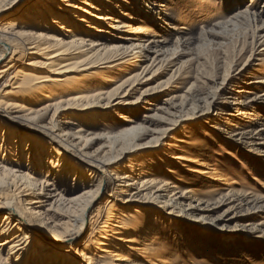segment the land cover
<instances>
[{"label":"bare ground","instance_id":"1","mask_svg":"<svg viewBox=\"0 0 264 264\" xmlns=\"http://www.w3.org/2000/svg\"><path fill=\"white\" fill-rule=\"evenodd\" d=\"M168 7V0H0V133L5 135L0 136V264H154L159 260L152 247L153 227L136 230L126 220L138 205L212 225L227 235L237 231L249 237L260 230L250 223L231 226L245 213L238 205L212 218L210 203L151 175L153 164L147 160L141 164L130 158L140 148L160 145L186 121H203L212 112L218 122L249 115L250 125L238 131L215 123L224 139L264 155L263 119L247 112L264 102V87L252 98H236L228 77L205 108L176 95L161 99L167 94H156L159 88L130 100L144 71L177 61L176 51L184 53L194 43L186 38L187 29L171 20ZM262 7V15L239 9L230 22H257L264 42V1ZM166 27L177 34L175 42L172 35H162ZM116 66L141 71L109 90L95 89L90 71ZM240 88L241 93L255 89ZM120 107H139L142 120L119 113L122 129L100 132L99 113ZM154 122L162 127L152 128ZM4 123L41 135L65 156L47 146L35 148ZM172 154L163 155L167 163L194 162ZM258 208L264 211V204Z\"/></svg>","mask_w":264,"mask_h":264},{"label":"rangeland","instance_id":"2","mask_svg":"<svg viewBox=\"0 0 264 264\" xmlns=\"http://www.w3.org/2000/svg\"><path fill=\"white\" fill-rule=\"evenodd\" d=\"M253 1L239 0V4L235 6L231 0H168L171 20L187 29L186 38L194 40V43L188 46L184 53L176 51L177 61L173 59L168 66L162 63L144 71L140 75L141 85L137 92L131 95L130 100L137 97L141 91L150 92L159 88L160 91L158 89L156 94H167L161 99L176 95L179 100H185L189 105L205 108L210 105V95L219 83L228 77H232L228 86L230 91L236 94V98H252L255 94L262 93L264 84L258 82L264 79V42L263 38L260 39L262 31L258 23L249 18L233 24L231 22L234 20L230 22L237 10L246 7L262 15L264 0ZM162 27L165 28V25ZM169 30L166 27L163 31L162 35L166 39L172 35ZM176 37L177 34L172 35L173 42ZM140 71L132 66L94 68L89 77L95 82V89L108 87L104 90H109L110 86L114 87ZM106 78L112 79L113 83L105 84L102 80ZM242 86L255 89H247L252 93H241ZM219 100L223 102L224 99L219 97ZM124 108L103 111V114L97 111L102 124L99 131L113 133L122 129L119 113L130 116L135 121L142 120V109L138 107L125 111ZM247 112L257 114L264 123V102L259 101ZM248 116H226L224 121L218 122L214 120L212 112L203 121H186L182 127L162 139L161 144L155 148H140L130 156L141 164L146 160L150 165L153 164L152 168L156 172L151 171V175L170 180L180 190L190 191L210 203L213 208L210 213L212 218L238 205L240 210L243 208L242 213H245L233 221L231 226L250 223L260 228L249 233V237L237 231L228 232L231 234L227 235L225 231L220 233L212 225L188 223L163 215L161 210L152 206H135L138 212L126 213V220L129 226L135 227L136 230L147 225L153 227L152 247L154 257L159 260L154 259V264H264V211L258 208L264 204V155L224 139L223 132L219 131L216 125L217 123L223 128L226 124L230 130L238 131L250 125L251 119L247 118ZM226 118L233 121L229 123ZM4 126L17 133L23 140H30L35 148L47 146L60 154L57 148L46 143L41 135L21 131L5 123ZM151 127L160 129L162 126L154 122ZM1 135L5 136L3 133H0ZM150 138L136 143H145ZM14 139L17 138H12V141ZM22 143L26 146V141ZM50 153L56 156V153ZM163 153H173L172 156L179 155L194 162L188 164L182 161L177 164L170 160L172 163H167L168 159L163 157ZM186 164L189 166H185ZM164 165H168L167 168L171 172H165ZM89 232L88 228L86 234Z\"/></svg>","mask_w":264,"mask_h":264}]
</instances>
